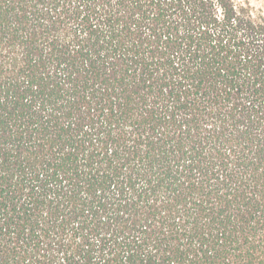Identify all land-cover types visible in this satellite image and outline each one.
Instances as JSON below:
<instances>
[{
	"label": "trees",
	"instance_id": "obj_1",
	"mask_svg": "<svg viewBox=\"0 0 264 264\" xmlns=\"http://www.w3.org/2000/svg\"><path fill=\"white\" fill-rule=\"evenodd\" d=\"M0 264H264V6L0 0Z\"/></svg>",
	"mask_w": 264,
	"mask_h": 264
},
{
	"label": "rangeland",
	"instance_id": "obj_2",
	"mask_svg": "<svg viewBox=\"0 0 264 264\" xmlns=\"http://www.w3.org/2000/svg\"><path fill=\"white\" fill-rule=\"evenodd\" d=\"M255 6H264V0H250Z\"/></svg>",
	"mask_w": 264,
	"mask_h": 264
}]
</instances>
